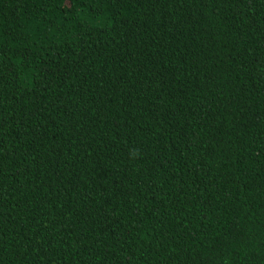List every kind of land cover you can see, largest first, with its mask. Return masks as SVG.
<instances>
[{"label":"trees","instance_id":"trees-1","mask_svg":"<svg viewBox=\"0 0 264 264\" xmlns=\"http://www.w3.org/2000/svg\"><path fill=\"white\" fill-rule=\"evenodd\" d=\"M0 264H264V0H0Z\"/></svg>","mask_w":264,"mask_h":264}]
</instances>
